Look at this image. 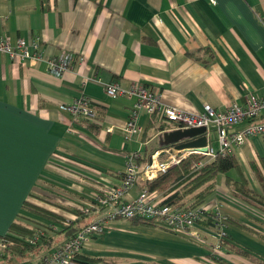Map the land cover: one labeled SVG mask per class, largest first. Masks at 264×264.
Returning <instances> with one entry per match:
<instances>
[{
    "label": "crops",
    "instance_id": "1",
    "mask_svg": "<svg viewBox=\"0 0 264 264\" xmlns=\"http://www.w3.org/2000/svg\"><path fill=\"white\" fill-rule=\"evenodd\" d=\"M0 39L38 45L31 50L34 61L0 55V238L21 216L27 227L44 222L24 211L26 203L63 217L72 213L59 208L79 212L93 203L95 185L121 186L127 156L140 152L148 163L164 150L163 134L149 129L144 113L137 135L124 142L134 101L110 100V85L147 87L163 106L195 116L206 106L220 111L245 104L250 95L264 97V0H0ZM69 55L73 70L53 76L47 61ZM82 99L93 105L96 119L73 125L69 109ZM100 110L106 112L102 122ZM234 156L260 193L251 164L264 176V141L249 140ZM145 185L142 179L137 184L142 192ZM135 188L126 202L139 198ZM209 203L228 220V239L214 255L229 264H264V212L236 197L225 176ZM118 222L82 255L115 264H207L218 244L205 228L197 243Z\"/></svg>",
    "mask_w": 264,
    "mask_h": 264
},
{
    "label": "built area",
    "instance_id": "2",
    "mask_svg": "<svg viewBox=\"0 0 264 264\" xmlns=\"http://www.w3.org/2000/svg\"><path fill=\"white\" fill-rule=\"evenodd\" d=\"M32 49L38 50V45L30 44L24 40H19L13 45L9 40L0 39V55H6L16 63L34 61ZM47 63L53 76L63 77L73 70L75 57L69 55L61 58L58 62L48 60ZM105 92L110 100L134 101L133 111L123 131L127 141H131L137 135L139 117L144 113L150 118L157 117L159 126H166L165 131L162 132L163 135L175 131L205 129L206 133L201 138L206 140V147L178 149L184 143L169 147L152 156L150 162L144 167L140 165L141 153L140 155L127 156L121 186L95 185L92 195L93 203L91 206L79 210L78 221L81 217L100 216L104 212H109L108 215L101 217L79 232L76 237L64 243L41 264H77L76 260L82 255L84 248L95 237L103 236L110 225L119 220L153 222L159 229L176 235H188L191 240L199 242H202L201 230L204 228L202 224L210 223L218 241L214 253L221 252L228 239V220L220 206H210L211 203L195 209L161 206V202L153 197L155 194L152 195L148 192H143L138 199L131 202H126L125 198L141 179L146 183H152L189 157L202 156L210 161L218 157L225 159L234 156L236 151L244 148L249 140L261 138L264 141V97L258 98L250 95L245 104L233 103L220 111L206 106L203 114L195 116L163 106L159 94L142 86L125 90L115 84L107 87ZM69 111L72 114L73 125L96 119L93 105L86 99L77 102ZM244 125L246 127L237 131ZM212 134H215V138L212 137ZM160 156L165 158L164 162L160 161ZM202 167L203 163L197 165L196 171ZM72 223L69 219L60 226L49 223L48 226L45 225L44 228L35 231L27 243L31 247H37L44 239L58 235ZM7 247L4 242L0 243V261L1 255L6 252Z\"/></svg>",
    "mask_w": 264,
    "mask_h": 264
},
{
    "label": "trees",
    "instance_id": "3",
    "mask_svg": "<svg viewBox=\"0 0 264 264\" xmlns=\"http://www.w3.org/2000/svg\"><path fill=\"white\" fill-rule=\"evenodd\" d=\"M88 1L97 2L98 0ZM101 9L102 2L99 5V12ZM97 112L98 122H102L106 116V112L105 110H100ZM96 125H91L90 128L94 130L95 134H98L101 128ZM150 128H155L162 133L165 131L166 126H159L157 117H155V119H152L149 123V129ZM145 161L147 163V160H141L140 164L144 163ZM201 163H203V167L196 171V166ZM251 169L253 170L261 188L260 193H257L251 189V184L248 176L245 173V169L235 156L227 157L225 159L218 157L212 161L207 160L202 156L189 157L179 166L172 168L165 175H161L152 183H146L143 192L161 196V206L195 209L206 204L209 198H211L216 193L218 178L220 176H225L227 177V185L231 187V190L234 195H236V197L250 203L260 211L264 212V176L260 174L258 167L253 163L251 164ZM233 174L237 176V181H234L230 178V176ZM41 201L52 207L59 208L50 201ZM23 209L28 214L54 223L56 222L58 224H63L67 220V218L57 213L34 204L26 203ZM59 210L80 215L79 212H74L69 209L59 208ZM90 218L91 217H81L79 221L73 222L68 228L62 231L57 237L62 238L61 242L57 243V240L52 237L44 239L37 247H31L27 241L32 238L34 232L37 230H31L30 227H27L26 224H23L27 218L25 216H21L20 222H16L11 226L9 234L4 238H0V243L4 242L8 246L6 252L1 255V263H43L45 259H47L54 251L58 250L64 243L73 239L79 232L93 224L95 221L90 222ZM126 222H128L129 225L133 227L155 230L158 228L155 223L146 222L143 220H130ZM39 225L42 224L39 223ZM202 226L206 229L212 230L210 223H204ZM210 260L216 261L218 264H225L222 259L212 258ZM76 263L108 264V262L103 260L92 259L84 255H80L77 258Z\"/></svg>",
    "mask_w": 264,
    "mask_h": 264
},
{
    "label": "water",
    "instance_id": "4",
    "mask_svg": "<svg viewBox=\"0 0 264 264\" xmlns=\"http://www.w3.org/2000/svg\"><path fill=\"white\" fill-rule=\"evenodd\" d=\"M206 133L205 129L200 130H187V131H175L172 133H166L160 137V148L166 149L169 147L179 146L178 149H194L205 148L206 140L203 137ZM205 153V152H204Z\"/></svg>",
    "mask_w": 264,
    "mask_h": 264
},
{
    "label": "rangeland",
    "instance_id": "5",
    "mask_svg": "<svg viewBox=\"0 0 264 264\" xmlns=\"http://www.w3.org/2000/svg\"><path fill=\"white\" fill-rule=\"evenodd\" d=\"M142 87H144V86H142ZM145 88H147V87H145ZM147 89H149V88H147ZM151 90V89H150ZM152 119H155L154 117L153 118H151V120ZM214 138H215V136H214ZM124 142H127L126 141V138L124 137ZM129 142H131V141H129ZM213 142H214V139H213ZM158 145H159V141H155V142H153L152 144H151V147L153 148H155V147H158ZM215 146V145H214ZM215 148H216V146H215ZM135 154H138V155H140V152H137V153H135ZM142 169H144V168H142ZM251 184V183H250ZM141 192H142V188L140 187V186H136V188H135V190H134V193L135 194H137V196H141L142 194H141ZM143 193V192H142ZM86 194L88 195L89 193L86 191ZM141 194V195H140ZM130 197V196H129ZM130 200V199H129ZM223 205H224V207L226 206V207H229V204L227 203V202H223ZM89 206H91V205H88V206H86V207H89ZM108 213L109 212H104V213H102V215H100V216H98V215H96L97 216V218L95 217V216H93V217H91L90 219L91 220H93L92 222H94V221H96V220H98V219H100L101 217H106L107 215H108ZM64 216L65 217H67L71 222H76V221H78V218H79V215H76V214H68V213H66V212H64ZM95 219V220H94ZM91 220H90V222H91ZM49 223H52V222H47V221H45L44 220V222H41V224L42 225H39V224H33L30 228L31 229H35V230H38L39 228H44L45 226H43V225H46V226H48L49 225ZM56 223V222H55ZM116 223V222H115ZM57 225H62V224H58V223H56ZM126 225L127 223H125V222H118V225ZM38 228V229H37ZM61 233V232H60ZM59 233V234H60ZM59 234H58V236H59ZM57 236V235H56ZM58 242H61V239L60 238H57V243ZM192 242H199V241H192ZM88 246V245H87ZM221 253V252H220ZM220 253H218V254H220ZM214 254H216V253H213V256L210 258V259H212V258H217V259H222V258H218V257H216ZM209 259V260H210ZM107 262H111L112 264H115L116 262H117V260H108ZM204 262L205 263H207V264H218L216 261H213V260H210L209 262H208V260L206 259V260H204ZM2 264V263H1ZM225 264H229L228 263V261H227V263H225Z\"/></svg>",
    "mask_w": 264,
    "mask_h": 264
}]
</instances>
